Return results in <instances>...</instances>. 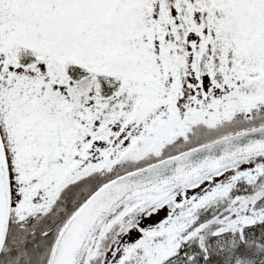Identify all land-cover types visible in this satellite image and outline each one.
Here are the masks:
<instances>
[{
  "label": "snow or ice",
  "instance_id": "1",
  "mask_svg": "<svg viewBox=\"0 0 264 264\" xmlns=\"http://www.w3.org/2000/svg\"><path fill=\"white\" fill-rule=\"evenodd\" d=\"M0 264H264V0H0Z\"/></svg>",
  "mask_w": 264,
  "mask_h": 264
}]
</instances>
